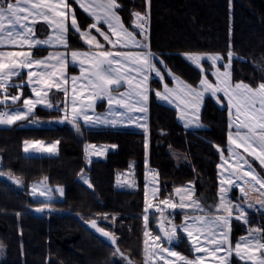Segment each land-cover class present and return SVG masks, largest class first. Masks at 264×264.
Returning a JSON list of instances; mask_svg holds the SVG:
<instances>
[{
  "label": "trees",
  "instance_id": "trees-1",
  "mask_svg": "<svg viewBox=\"0 0 264 264\" xmlns=\"http://www.w3.org/2000/svg\"><path fill=\"white\" fill-rule=\"evenodd\" d=\"M117 3L123 5L117 13L130 31L134 27L132 13L147 17L151 51L190 84L195 85L200 75L184 60L183 54L216 53L227 60L229 47L233 51L234 82L255 85L264 78L261 59L264 57V0H117ZM74 11L79 25L85 29L90 20L76 6ZM69 40L74 47L82 46L72 30ZM149 87L153 91L148 101L147 161L160 184L155 202L159 204L171 198L174 190L192 183L196 196L204 204L215 205L217 165L221 156L213 145L222 146L226 152L229 132L226 106L220 108L206 97L201 113L206 129L189 131L178 123L174 109L158 102L154 91L161 88L160 83L150 79ZM23 95L28 96L26 89ZM3 108L0 103V111ZM32 120L39 125H27ZM57 120H60L57 112L36 109L30 118L0 128V172L4 173L0 176V244L4 246L0 264H127L119 255H112V243L89 227L93 220L97 227L114 234L117 246L132 264H145V132L80 126L77 133L70 123L59 126L55 123ZM79 134L83 139H76ZM25 141H56L59 154L24 156ZM86 143L115 145L116 150L109 152L105 160L86 162ZM130 165L137 187L118 190L116 175L127 171ZM81 170L89 177L92 188L79 182ZM9 175L18 178L21 186L4 179ZM39 181L50 187H63V197L47 202L49 207L43 212L35 210L42 201L30 198V186ZM248 203L253 207L248 208ZM231 204H240L248 221L231 219L232 248L240 237L248 236L249 229H261L256 235L264 242V212L256 210L252 201L246 203L237 196L231 199ZM148 216V231L162 235L157 214ZM181 218L182 214L175 213L177 224ZM161 244L169 245L167 241ZM172 247L192 257L190 245L180 232L177 245ZM230 261L250 264L234 253ZM152 264L164 262L158 260Z\"/></svg>",
  "mask_w": 264,
  "mask_h": 264
},
{
  "label": "snow or ice",
  "instance_id": "snow-or-ice-1",
  "mask_svg": "<svg viewBox=\"0 0 264 264\" xmlns=\"http://www.w3.org/2000/svg\"><path fill=\"white\" fill-rule=\"evenodd\" d=\"M79 5L83 12L87 13L92 18V23L88 26L89 29H96V31L104 37L105 41L112 45V50H105V46L99 43L95 36H92L89 31L81 30L78 20L74 11L70 10L69 3L66 0H16L15 3L11 0H0V44L7 42L23 47L27 44L29 47L37 45H60L64 48L68 47L66 34L69 31L68 18L70 17V28L79 33L80 38L91 47L94 45L96 51H77L70 52L71 61H79L83 66L85 60L89 62L87 82L92 89V96L89 98L88 104L77 103L78 97L82 93H77L73 88V95L71 98V108L69 111V104L67 102L68 89L62 86L67 82V77L64 74V69L67 66L69 55L66 52H51L48 57L43 59L33 60L30 58L28 52H10L8 63L4 61V53H0V89L6 87L5 81L12 76L19 75L21 69H32L33 65L37 68L43 69L42 71L29 70L27 75L29 84L35 85L32 87V94L35 99H23L24 111L17 109L13 113L0 112V124H13L18 120H24L30 114H33V109L43 104L47 109L56 108L48 99V90L55 87L58 91L62 90L66 97L64 102V115L59 123L68 121L77 133L80 132L79 119H82L85 125L95 126L98 124H111L116 126L118 123L127 122L129 124L135 123L137 127H141L145 132L144 148H145V165L147 166V149H148V128L146 123H140L139 119L134 118L129 113L146 114L148 111V101L150 94L153 91L149 87V80L152 73L159 77V83L162 89L158 88L154 91L156 98L165 100L169 104H174L177 111L180 113V118L185 120V126L198 124V112L200 102L206 92H210L213 97H217L218 93H223V96L218 98L217 102L220 103L223 99L227 100V108L229 112V132L227 134V153L228 158L224 156V148L220 145H213L217 152L220 153L221 160L228 164V169H231L227 178L220 181V204L216 206L217 213L223 212L226 214L211 215L210 209H205L202 205L192 199L191 189L188 190L187 196L189 202L185 204L180 203L181 208H191L193 212L203 213L202 215L188 216L185 215L184 223L180 226L172 224L164 215V208H176L177 204L170 202L169 198L163 199L159 204L153 205L148 200V186L145 185V215L144 219V233L145 237H151L153 241L152 248H146L145 264H152L157 255L167 253L168 257H175V261L164 260V264H204V257L197 255L195 258H188L181 255L179 252L171 250L168 246H161L162 241H167L172 244L174 241L178 242V232L186 233L189 241H191V248L195 253H207L214 258V264H231L230 257L233 252L232 241L230 240L231 225L230 218L233 216V209L236 213L235 219L243 220L247 223L245 209L240 204L232 205L227 199L228 188L236 184L244 198V201L250 199V193L264 189V177H261L252 168L249 161L241 154L239 149H243L244 153L254 157L259 161L261 167H264V78L262 81L255 85H250L242 81L232 82L231 64L233 60V51L231 47L227 52L228 63L223 64V72L216 67L217 62L222 59L220 54H209L206 59L212 62L213 76L216 77V83H210L206 78L205 71L201 66V60L205 59L200 54L185 53V58L201 69V79L198 87H193L185 83L179 78L168 72L171 76V83L169 86L167 78L162 75L161 69L157 67L158 64L163 65L164 61L160 60L155 53L151 51L150 41H148L145 23L146 16L139 12L132 13L134 17V27L131 31L124 26L117 11L122 9L123 5L117 3V0H106L104 3H96L95 0H74ZM99 9V12H98ZM38 19H43L50 28H53L55 35L49 36L48 39L43 41L33 39L34 33L31 24L35 23ZM107 25L108 31L112 36L116 37L113 41L111 37L101 31L98 26L100 22ZM138 30V31H137ZM139 37V39H137ZM117 44L120 47L117 49ZM264 60V57L261 58ZM82 73L84 68H81ZM135 74V75H133ZM76 78L73 77V81ZM126 84L128 90L119 93L118 96H113L110 93L118 91V89ZM97 96H106L109 104V113L114 118L109 120L107 117L89 115L86 111L91 108V100ZM11 99L13 103L21 99V93L18 90L17 95L9 97L5 94L4 99L0 103L7 102ZM118 105L124 111L115 112L111 107ZM183 106V107H182ZM190 109L192 118L186 117V112ZM233 109L235 112L233 113ZM56 110H59L58 108ZM235 127V134L231 129ZM246 129L247 131H242ZM24 151L28 152L29 148H35L38 151L54 152L56 150V143L48 147H44L40 141H25ZM58 143V142H57ZM95 147V146H89ZM235 161L234 164L229 163L228 159ZM247 166V170L245 169ZM131 167V165H130ZM218 168L223 167V164L217 165ZM225 169V171H228ZM4 173L0 172V176ZM147 177V172L145 173ZM16 184L21 181L9 175L8 177ZM80 179L88 188L93 185L89 179L83 175L81 170ZM259 185V189L256 188ZM132 185L130 184L129 187ZM39 195L48 196L52 191L51 189L44 188L40 185ZM38 191V186L33 185L31 192L35 195ZM56 192L63 195V189L57 187ZM180 192V189H176ZM157 192L153 190L152 196L156 198ZM261 208H264V192H260V197L257 201ZM163 205L164 207H160ZM248 208L253 207L248 203ZM49 205L47 202H41V206L36 208L37 212H43ZM155 207L156 211L161 213L159 221V229L161 234L151 235L148 231L149 216L147 215L149 208ZM107 219V216H105ZM116 219L115 216L112 217ZM165 221L170 227L165 226ZM190 221V222H189ZM91 226L95 228L102 236L107 237L113 247V256L119 255L122 260L127 261V264H132V261L124 255L117 246L118 241L114 234L105 231L103 228L97 227L96 222L91 221ZM261 229H249L248 237H240L235 243L236 256L243 259L241 251L248 255V259L253 261V264H264V253L261 258L257 259L255 254L249 255L250 250L264 249V242L257 238L256 233ZM201 237L203 241H201ZM145 245L148 241H144ZM210 246V247H209ZM0 244V249H3ZM224 253L223 255H217ZM50 264V262H49Z\"/></svg>",
  "mask_w": 264,
  "mask_h": 264
},
{
  "label": "rangeland",
  "instance_id": "rangeland-1",
  "mask_svg": "<svg viewBox=\"0 0 264 264\" xmlns=\"http://www.w3.org/2000/svg\"><path fill=\"white\" fill-rule=\"evenodd\" d=\"M145 29H146V33H147V35H149L148 34V32H149V20L148 19H146V23H145ZM149 37V36H148ZM137 39H139V37H137ZM148 40H149V38H148ZM190 54H200V55H202V56H204L205 57V59H202L201 60V66H202V68L204 69V71H205V75H206V78L209 80V82L210 83H213V84H215L216 83V77L215 76H213V71H215V69L212 67V62L211 61H208L207 59H206V57H207V55H209V54H216V53H190ZM183 58H184V60L189 64V65H191L196 71H198L199 72V75H200V77H199V80H198V82L195 84V85H192V84H190L188 81H186V80H184L183 78H181L180 76H178V75H176L169 67H168V65L166 64V62L163 60V59H161V58H159L160 60H163L164 61V64L163 65H160V64H158L157 65V67L159 68V69H161V73H162V75H164L166 78H167V82L169 83V86L171 87V86H173L172 85V83H171V76H169L168 75V72H171L172 73V75H174L175 77H177V78H179L180 80H182V81H184L185 83H187V84H190V85H192L193 87H198L199 86V81H200V79H201V69L200 68H197L196 67V65L195 64H193L191 61H189V60H187L186 58H185V55L183 54ZM75 63V62H74ZM225 63H228V59L227 60H225L224 58H222L220 61H218L217 62V65H216V67L217 68H219V70L221 71V72H223V64H225ZM231 73H232V71H231ZM86 74H88L87 72H86ZM133 75H135V74H133ZM150 79H153V80H155V81H158L159 82V77H156L155 76V74L154 73H152L151 74V76H150ZM82 80H84V82H85V86L84 87H82L81 88V91H80V93H82L83 95L82 96H80L81 98H83L84 99V104L86 105V104H88L89 103V98L92 96V89H91V87L88 85V82H87V77L86 78H82ZM150 81V80H149ZM232 82L233 83H235L234 81H233V79H232ZM87 83V84H86ZM122 87L123 88H121L119 91H121L120 93H122V92H125L126 90H128V86L126 85V84H123V82H122ZM161 89H162V85H161ZM2 90V89H1ZM11 92H8L10 95H8L9 97H11V96H13L14 94H13V91L12 90H10ZM13 94V95H12ZM111 95H113V96H118L119 95V92H117V91H115V92H111L110 93ZM16 95V94H15ZM223 96V93H218L217 94V97H213L212 95H211V93L210 92H206L205 94H204V97H203V99L201 100V102H200V106H199V112H198V124H199V126H196L195 124H193V125H189V126H185V120H183V119H181L180 118V113L177 111V109H176V107H175V105L174 104H169L167 101H165V100H159L158 98H157V100H158V102L159 103H161V104H163V105H165V106H167V107H170V108H172V109H174L176 112H177V115H178V122L185 128V129H187V130H191V131H198V130H204V129H206V125L205 124H203L202 122H201V113H202V109H203V104H204V99L206 98V97H209V98H211L217 105H218V107H220V108H223V107H225L226 106V108H227V100L226 99H223L224 101H221L220 103H218L217 102V100H218V98H220V97H222ZM9 100H10V102H11V104L13 105V106H11V107H8L6 110V112L7 113H9V114H11V113H13L14 111H16L17 109H19V110H21V111H24L25 109H24V107H22L21 108V106L20 105H18V101L17 102H15V103H13L12 101H11V99L9 98ZM106 106V108H105V111L104 112H102V111H99L97 108H99V107H102V106ZM109 104H108V100H107V97L106 96H97V97H95V98H93L92 100H91V108H87L86 109V111H87V113L89 114V115H93V116H101V117H107V119H109V120H111V119H113L114 118V116L111 114V113H109ZM113 109H114V111L115 112H121V111H124V109H121L118 105H112L111 106ZM147 107H148V105H147ZM183 107V106H182ZM227 111H228V108H227ZM1 112V111H0ZM235 112V110L233 109V113ZM130 115H132L134 118H137V119H139V122L140 123H145V116H146V114H141V113H129ZM228 116H229V112H228ZM186 117L187 118H192V116H191V111H190V109L186 112ZM79 122H80V124L79 125H81L82 127H84V128H89V129H110V128H119V129H143V128H141V127H137L136 126V124L135 123H131V124H129V123H127V122H124V123H118L116 126H112L111 124H107V125H105V124H98V125H95V126H88V125H85L84 124V122H83V120L82 119H79L78 120ZM228 123H229V117H228ZM0 125H4V126H9V124H0ZM230 130V129H229ZM231 131L233 132V134H235V131H236V129H235V127L233 126V128L231 129ZM242 131H247L246 129H243ZM77 140H81V139H83L82 138V136L79 134V136H78V138H76ZM34 142V141H33ZM41 142V144L44 146V147H48V146H50V145H52L53 143H56V150L54 151V152H44V151H38L37 149H35V148H29V151L28 152H25L24 151V146H25V143L23 144V154H24V156H27V157H55V156H57L58 154H59V144L56 142V141H52V142H43V141H40ZM89 146H95V147H89ZM115 147L116 146H113V145H110V144H92V143H86L85 145H84V153H85V158L87 159V161L86 162H88V161H99V160H105V155H106V153H107V151H109L110 149H115ZM173 153V155L175 156V152L173 151L172 152ZM107 156V155H106ZM248 161H250V159L251 158H249L247 155L245 156V155H243ZM230 159V158H229ZM220 162H221V159H220ZM220 162H219V165H220ZM228 162L229 163H232V164H234L235 163V161L234 160H232V159H230V160H228ZM226 165H227V167H225V169H228V164L226 163ZM218 169H220V170H224V167H221V168H218ZM231 171V169H228V171H226V173H227V175L229 174V172ZM256 173L257 174H259L261 177H264V169H263V167H261V170L260 171H256ZM84 176L85 177H87L88 179H89V177L86 175V174H84ZM130 176H131V180H130ZM123 178H126V181L124 182V183H121L119 180L117 181V183H116V187H117V189L118 190H134V189H136V186H135V181H134V179H133V171L132 170H128V171H126V172H124V174H123ZM134 178H135V176H134ZM79 182L80 183H82L83 185H85L86 187H88L86 184H84L83 183V181L80 179V177H79ZM132 185L131 187H129V185ZM236 184H239V181H236ZM33 185H37L38 186V191H37V193L35 194V195H33L32 194V192H31V187L33 186ZM40 185H43V187L44 188H48V189H51L52 191L48 194V196H41V195H39V190H40ZM21 186V183H20V185H19V187ZM57 187H60V188H62L63 189V187L62 186H55V187H50L46 182H44V181H39V182H35V183H33L31 186H30V198H32V199H34V200H39V201H42V202H52V201H56V200H60L62 197H63V195H61L59 192H56L55 191V189L57 188ZM256 188L257 189H259V185H256ZM190 188H182V189H180L181 191L180 192H177V191H175L173 194H174V196H173V198L171 197V198H169L170 199V202H172V203H175V204H177V207L176 208H164V213H163V215L166 217V218H168V216L170 217V216H174L175 217V213H177V214H181L182 213V218H181V221H180V223L178 224V225H176V226H180L182 223H184V217H185V215H188V216H190V217H192V216H195V215H202L203 213H200V212H193V210L191 209V208H187V207H185V208H181L179 205H180V203L182 202V197L184 198L183 199V202L185 203V204H187L188 202H189V200H188V196H187V192H188V190H189ZM260 192H264V189H259L258 191H255V192H253L252 193V195L254 196V202H255V207H256V210H258V211H262V212H264V208H261L260 207V204L257 202L258 201V199H259V197H260ZM191 193H192V199H194V200H196V201H198L201 205H202V207H204L205 209H210V214L211 215H216V214H226V213H223V212H220V213H217L216 211H215V208H216V206L217 205H219L220 204V194H219V196H218V201H217V203L215 204V205H206V204H204V202H203V200H201L200 198H197V197H195V191H193V189H191ZM152 198L151 199H154L153 198V196H151ZM228 199V198H227ZM152 201V200H151ZM230 201V200H229ZM152 204L153 205H156L157 203L156 202H152ZM160 207H164L163 205H160ZM153 209H154V207H152V208H149V210H148V213L149 212H153ZM154 210H156V209H154ZM156 212V214H157V217H158V222L160 221V219H161V213H159V212H157V211H155ZM175 212V213H174ZM238 213H236V212H234L233 211V216L231 217L232 219L233 218H235V216L237 215ZM148 215V214H147ZM237 220V219H236ZM231 221V220H230ZM239 221H242L243 222V220H239ZM190 222V221H189ZM177 223V222H176ZM159 224V223H158ZM231 225V224H230ZM180 234L188 241V243H189V245H190V250H191V253H192V257L191 258H195V256H197V255H202L203 257H204V264H214V258L211 256V255H209V254H207V253H195L193 250H192V248H191V241H189V239H188V237H187V235H186V233H184V232H182V231H180ZM151 235H153V234H151ZM154 236V235H153ZM246 237H248V236H246ZM145 240H147L148 241V244L147 245H145V249L146 248H152V246H153V241H152V239H151V237H146V239ZM201 241H203V238L201 237ZM161 246H162V244H161ZM210 247V246H209ZM171 250H174V251H177V250H175L174 248H171ZM2 251L3 250H1L0 249V258H3V256L2 255H4V253H2ZM178 252V251H177ZM180 253V252H179ZM235 254V246H234V249H233V252H232V254ZM252 253H254L255 254V257L257 258V259H259V258H261V255H262V253H264V249H260V250H256L255 248H254V246H253V248L250 250V253H249V255L250 254H252ZM181 254V253H180ZM224 253H218L217 255H223ZM145 255H146V252H145ZM182 255V254H181ZM236 255V254H235ZM2 256V257H1ZM232 256V255H231ZM241 256H243L244 258L243 259H241L240 257H238L240 260H242V261H244V262H247V263H250V264H253V261L252 260H250V259H248V255H246L243 251H241ZM190 258V259H191ZM165 259H168L169 261H175V257H168L167 256V253H164L162 256L161 255H157V257L156 258H154L153 259V261L152 262H155V261H158V260H161L162 262H164V260ZM230 260H231V257H230Z\"/></svg>",
  "mask_w": 264,
  "mask_h": 264
},
{
  "label": "crops",
  "instance_id": "crops-1",
  "mask_svg": "<svg viewBox=\"0 0 264 264\" xmlns=\"http://www.w3.org/2000/svg\"><path fill=\"white\" fill-rule=\"evenodd\" d=\"M11 2L15 3L16 0H11ZM53 2H56V0H53ZM66 2L69 3L70 10L71 11H74V7L76 6L77 8H79L83 12V9H81L79 7V5L74 2V0H66ZM95 2L96 3H104V2H106V0H95ZM98 12H99V9H98ZM74 13H75V11H74ZM83 13L90 20V24H91L93 22L92 21V18L87 13H85V12H83ZM117 15H119V14L117 13ZM28 23H30L31 24V27L33 28V33H34L33 39H35V40L43 41L45 39H48L49 36H54L55 35L53 28H50L48 26V24L43 19H38L35 23H31V21H29ZM89 25H87V27L85 29H82V27L80 26L81 27V30L82 31H84V30L89 31L92 36H95L96 40L99 43H101V44H103L105 46V50H112V45L109 44L107 41H105L104 37L101 36L96 31V29H94V28L89 29V27H88ZM98 26L101 28V31L106 32L111 37V39L113 41L116 40V37L111 35V33L107 29V25H104L102 21L100 22V24ZM68 27H69V31L66 34V38H67V42H68V47L67 48H64L63 46H60V45H43V44L37 45V46H33V47H29L27 44H25L23 47H21L19 45L11 44V43L7 42V40H6V42L4 44H0V53H4L5 54L4 55V61H5V63H8L9 60H10V57H8L7 54L10 53V52H19V51L28 52L30 54V58L33 59V60L46 58V57H48L49 53H51V52H56V51L66 52L69 55V59H68V62H67V66L64 69V74L67 77V82L66 83H63V81H62V86L63 87H66L68 89L67 102L69 104V111H70V108H71V98H72V95H73V91L72 90H73V88H75L76 89V92L77 93H80L81 88L85 86V82H84V80H82V78H86L87 77L86 72L88 73V68H89V62H88V60H85L83 66H81V64L79 63V61H76L75 63L73 61H71L70 52L73 51V50L82 51V52H87V51L91 50V51L94 52V51H96V49H95L94 45L90 49V46L88 44H86L84 40H82L80 38L79 33L75 32V30H73V29L70 28V17L68 18ZM70 30H72L73 33H75V34L78 35V41L82 45L81 47H78V46L77 47H74V46H72L70 44V40H69ZM147 37H148V35H147ZM119 47H120V45L117 44V49ZM36 52H40V53L39 54H36ZM82 67L84 68V72L83 73L81 71V68ZM29 70H32V71H42L43 69L37 68L35 65H33V68L32 69H27V68L21 69V70H19V75L9 77L5 81L6 87L4 89H2V90L0 89V93H2V98L0 100H3L4 99L5 94L10 95L8 92H11L10 90H12V89H13V94L15 93L17 95L18 90L21 93V99L18 101L19 102L18 105H20L21 108L24 107L23 99H25V98L35 99V97L32 94V87L35 86V85H30L29 82H28L29 81V78H28L27 73H28ZM73 77L76 78L75 81H73ZM121 88H123V87L121 86L118 89L117 92L120 93L121 91H119V90ZM25 89L27 90V93H28V96L27 97H25L23 95L24 92H25ZM113 92H115V91H113ZM48 99L50 100V102L53 105L56 106V108L47 109V108L44 107L43 104H39V105H37L33 109V114H30L24 120H26V119L30 118L31 116H33L35 114L36 109H43V110H47V111H55V112H57L59 114V118L61 120L62 117H63V115H64L63 109H64V102L66 100V97L64 95V92L62 90L58 91L55 87H53L52 89L48 90ZM83 101H84L83 98L78 97L77 103H81L82 102L84 104ZM1 104H3L5 106V108L2 109V110H4V112L7 111L6 109L8 107L13 106V105H11V102H10L9 99L7 100L6 104L5 103H1ZM57 108L59 110H56ZM105 108H106V106L104 105V106L99 107L97 109L99 111L104 112L105 111ZM176 114H177V112H176ZM177 119H178V115H177ZM24 120H18L16 122H14L13 124H15L17 122H20V121H24ZM148 120H149V118H148V111H147V114L145 116V123L147 124V128H148ZM78 123L80 124L79 121H78ZM13 124H10L9 126L0 125V128H7V127L12 126ZM27 125H30V126H32V125H39V122L36 121V120H32V121H29L27 123ZM110 129L121 130L119 128H110ZM95 130H101V129H95ZM128 130H138V131L140 130V131H144V129H128ZM185 130H187V129H185ZM189 131H191V130H189ZM147 139H148V145H149V136H148V134H147ZM113 146H115V145H113ZM115 150H116V147H115V149H110L109 151H107L106 155L109 152H113ZM238 151H240L242 155H245V156L247 155L249 158H251L250 161H249V163L251 164L252 168L255 171H260L261 170V165H260V163H259L258 160H256L252 156H249L247 153H244L243 152V149H239ZM106 155H105V157H106ZM224 156L226 158H228L227 148H226V152L224 153ZM220 159H221V157H220ZM228 160H230V159H228ZM99 161H101V160H99ZM88 162H91V161H88ZM220 164H223L224 170H220L217 167V171H218V178H217L218 179V184H217V191H216L217 201H218V196L220 194V192H219V189L221 187L220 181L222 179L227 178L228 175H229V174L227 175V173L225 171V167H227L226 163H224L221 160ZM263 169H264V167H263ZM128 170H132L133 171V179L135 181V186L137 187L136 178H134L135 174H134L133 166L131 165V167ZM244 170H247V166H245V169ZM146 172H147V177L145 176V185L147 184V186H148V188H147V190H148V200H149L150 203H152V202H155L156 198L159 196V187H160V184H159V179H158L157 173L155 171H152V170L149 169V167H148V161H147ZM123 174H124V172L118 173L116 175L115 185H116V183H117L118 180L121 183H124L126 181V178H123ZM130 180H131V176H130ZM240 183L241 182L239 181V184ZM18 185H20V184H18ZM145 185H144V188H145ZM186 187L187 188H190V189H193V191H195L194 185L192 183L187 184V185H185L183 187H179L178 189H182V188H186ZM224 187L228 188L227 198H228V200H230V202H231V199L234 196H237V197H240V198L244 199L243 196H242V194H241V192H240V190H239V187H237L236 184H234L231 187H229L227 185H224ZM153 190H156L157 195H156V198L151 199L152 198L151 196H152ZM175 191L176 190H174V192ZM252 193H250V199H249V201H252L255 204V202H254V196L252 195ZM173 196H174V194H173ZM173 196H172V198H173ZM195 197H197L196 196V193H195ZM217 201H216V203H217ZM231 219L232 218H230V220ZM162 247H164V246H162ZM168 247L173 248L170 245H168Z\"/></svg>",
  "mask_w": 264,
  "mask_h": 264
},
{
  "label": "water",
  "instance_id": "water-1",
  "mask_svg": "<svg viewBox=\"0 0 264 264\" xmlns=\"http://www.w3.org/2000/svg\"><path fill=\"white\" fill-rule=\"evenodd\" d=\"M59 120H57V121H55V123L57 124V125H59V126H62V125H64V124H66V123H68V122H63V123H59L58 122ZM4 179L5 180H7L8 182H10L11 184H13V185H18V184H16V183H14L12 180H10L8 177H4ZM90 228H92L97 234H99L102 238H104L106 241H108V242H110L111 243V241L107 238V237H104V236H102L95 228H93L91 225L89 226ZM171 246H175V245H177V242L176 241H174L172 244H170Z\"/></svg>",
  "mask_w": 264,
  "mask_h": 264
},
{
  "label": "built area",
  "instance_id": "built-area-1",
  "mask_svg": "<svg viewBox=\"0 0 264 264\" xmlns=\"http://www.w3.org/2000/svg\"><path fill=\"white\" fill-rule=\"evenodd\" d=\"M1 112H3V111H1ZM154 209H156V208L154 207ZM154 209H153V212L151 211V212H149V213H147V214H148V215L151 214V213L156 214V212H155L156 210H154ZM167 219H168V220H171L172 224L177 225V223H176V219H175L174 216H170V217L168 216ZM165 226H166V227H170V225L167 224V221H165Z\"/></svg>",
  "mask_w": 264,
  "mask_h": 264
}]
</instances>
